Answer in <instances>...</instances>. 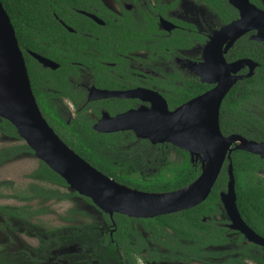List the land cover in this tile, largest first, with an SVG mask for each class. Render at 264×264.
<instances>
[{
	"label": "flooded vegetation",
	"instance_id": "obj_1",
	"mask_svg": "<svg viewBox=\"0 0 264 264\" xmlns=\"http://www.w3.org/2000/svg\"><path fill=\"white\" fill-rule=\"evenodd\" d=\"M33 1L39 2V8L41 7L36 10L37 15L49 17L58 25L47 23L31 25L25 29L27 31H20L18 36L15 34L24 60L29 58L31 63L33 75L32 78L28 75L30 84L37 83L39 91L50 97L52 101L48 100L49 105L61 115L66 125L79 119V121L84 120L85 124L100 134L122 133L123 136L118 138V143L114 147L117 151L112 156L113 162L119 166V174L123 172L132 175L131 169H135L138 164L144 165L138 155L130 157L131 152L134 147L137 149L140 146V140L152 142L147 138L137 137L129 129L102 132L97 131L94 126L103 117H113L141 107L148 108L151 107L152 102L146 96H141L143 94L103 96L102 92L155 91L166 100L168 108L173 110L188 100L213 89L220 77L239 76L240 78L233 82L220 103L219 126L222 132L220 115L223 104L230 98L231 92L237 100L243 97V81L258 77L262 66L261 60L264 61V42L252 38L255 31H248L231 43L229 41L232 37L214 40L221 29L240 18L239 9L229 0ZM249 2L264 10V0H249ZM211 43V49L207 50ZM217 50H220L227 67L242 59L251 60L254 66L250 68L246 64H240L234 70L227 71L221 60L217 65V58H209L210 55L214 56ZM35 54L56 62L57 68L63 64L66 66L63 80L69 91L74 94L75 102L71 97L63 94L53 98L52 95L58 94L59 90L48 86L47 79H37L40 76L39 73H45L44 70L57 68L44 66L34 56ZM207 61H214L215 64L211 62V66H205L208 64ZM228 72L230 74H227ZM247 74L249 76H246ZM186 86L193 95L184 102L171 105L169 95L177 97ZM250 110L253 114L252 119L258 120L252 122L253 127L261 125L264 128V100H258ZM237 119L240 118L229 113L228 120L234 122ZM241 120L240 125H243L245 120ZM84 127L85 125H77L82 136L87 134L82 129ZM63 128L68 130L66 127ZM130 134L134 137L131 138ZM222 134L228 136L238 133L224 134L222 132ZM82 140L95 156H103L106 140L88 136ZM255 141L261 142L264 138ZM254 155H256L257 168L248 176L249 181L253 183L254 189H264V156ZM124 163L126 165L122 167ZM227 166L228 160L225 159L221 170L224 168L227 172ZM221 191L218 192L219 202L212 203L209 211L201 214L200 219L210 223L209 233H213L212 235L222 242L203 247L205 254L199 258L153 259L150 252L158 249L159 253H166L169 248L175 246L176 242H171L172 245L168 248L159 241H151L148 237L152 235L142 227L138 221L139 218L132 217L134 218L132 222L141 231L150 249L143 248L138 254H134L136 264H251L252 262L264 264L260 261V258L264 261V246L253 242L243 230L232 226L229 213L220 201ZM86 203L100 212L102 222L94 216L93 218L97 223H101L100 234L108 233L112 241L114 228L111 226L114 224H108L104 220L101 210L93 202L91 204L86 201ZM22 204L19 203V205ZM236 204L242 220L255 234L264 238V219L259 220V217H254V222H248L246 217L252 216V213L239 206L237 202ZM83 210L86 211V209ZM13 221L17 228L14 230L6 228V230L16 241L14 248H36L40 242L39 237L27 231L20 220ZM167 230L174 236L169 228ZM19 234L30 236L38 241L33 245L29 244ZM1 235L2 241H6L5 235ZM161 239L165 242L164 236H161ZM178 239V242L182 243L193 241L184 237H178ZM176 246L180 245L176 244ZM80 251L81 247L73 243L59 250V255L65 258L68 254L80 253ZM119 256L124 258L121 252ZM91 259V255H87L82 257L79 263L84 264ZM47 261L49 258L42 264H53L52 261L51 263ZM59 261L62 264H70L69 258H61ZM91 261L92 264L98 263L95 259Z\"/></svg>",
	"mask_w": 264,
	"mask_h": 264
},
{
	"label": "trees",
	"instance_id": "obj_2",
	"mask_svg": "<svg viewBox=\"0 0 264 264\" xmlns=\"http://www.w3.org/2000/svg\"><path fill=\"white\" fill-rule=\"evenodd\" d=\"M1 2L10 17L17 36L20 31L27 29L31 25H46V23L48 25H58L55 21L52 22L51 18L40 17L35 13L36 10L41 9V7L39 8V2L33 0H1ZM25 63L28 75L32 78L33 72L29 58H27ZM261 65L258 77L243 81V97L237 100L235 96L231 95V92L230 98L223 104L220 125L224 134L238 133L247 139L254 140H262L264 138V128L261 125L253 127L252 122L258 120L252 119L253 114L250 110L258 100H264V61L262 60ZM65 68L66 66L63 64L55 70L46 69L44 70L45 73H39L40 76L37 79H47L48 86L59 90L58 94L52 95L53 98L63 94L71 97L75 102L74 94L69 91L66 87V82L63 80ZM37 85V83L32 82V91L42 115L55 133L92 166L114 178L119 183L142 191L167 192L182 188L199 176L201 172L200 162H192L186 150L167 142L152 144L148 140H140V146H136L137 149L134 147L136 150H132L130 157L138 155L142 159L143 164H146V160H149L152 164L147 166H152L150 173L146 175H128L122 172L119 174V166L113 162L112 156L117 151L114 147L118 143V138L123 136L122 133L100 134L85 124L84 120L79 121V119L66 125L61 115L49 105L48 100H51L50 97L39 91ZM191 92L186 86L177 97L172 94L169 95V103L177 105L184 102L193 95ZM229 113H233L236 118L240 119L234 122L228 120ZM241 119L245 120L243 125H240ZM77 125H85L82 129L87 134L84 136L80 135ZM63 127L68 128V130ZM0 133L4 136L21 140L20 143L0 148V165L20 154L33 153L29 146L19 137L14 126L2 117H0ZM130 135L131 138L134 137L132 134ZM87 136L106 140V148L102 152L103 156H95L84 144L82 138ZM231 161L235 177L236 202L246 211L252 213V216L246 217L248 222H254V217H259V220H263L264 205H259V203H264V189H254V185L249 181L248 177L257 168L256 155L241 149H235L231 153ZM125 165L126 163L122 167ZM30 178L33 181H30L24 190H17L7 195L0 193V197H12L17 201L26 203L22 205L0 204V264H42L48 258L49 261L47 262L51 263L52 261L53 264L55 262L62 264L59 261L61 258H69L70 264H82L79 262L82 261V257L87 255H91L93 260H98L97 264H136L134 254H138L143 248L150 250L141 231L132 222L134 218L120 213H114L110 217L107 213L101 211L104 220L108 224H114L111 226L114 228L111 237L112 241L108 233L100 234L99 227H101V223H97L93 217L90 218L91 216L87 211L78 208L72 207L66 215L62 216L67 224H44L40 216L47 213L48 208L43 206V203L32 208V206L27 204L28 202L32 200L46 202L51 199H70L73 196H80L91 204L92 201L74 190L67 192L55 187L54 185L67 186V183L41 160L38 167L30 174ZM227 181L228 174L226 169L223 168L209 196L199 205L179 213L159 215L149 219H138L142 227L152 235L148 237L151 241H159L168 248L172 245L171 242H176L177 245H180L177 247L175 244L166 253H159L158 249L153 250V252H150L153 259L176 260L177 258H182L190 260L199 258L205 254L203 247L212 243L222 242L213 236V233H209L210 223L201 221L200 218L201 214H206L209 211L212 203L219 202L218 192L226 189ZM42 183H50L51 186L45 187ZM12 185L9 181L0 182V189L12 187ZM249 203L251 204L248 206ZM77 215L88 217L90 221H82L79 224L71 223ZM13 220H20L27 231H31L39 237L40 242L36 248H14L16 241L12 234L6 230V228L11 230L17 228ZM168 228L174 233V236L168 232ZM1 234L5 235L6 241H2L3 236ZM161 236L165 237V242L162 241ZM178 237L193 239V241L178 242ZM73 243L81 247L80 253L68 254L65 258L59 255V250ZM120 252L124 258H120ZM91 260L84 264H92ZM260 261L264 263L261 258Z\"/></svg>",
	"mask_w": 264,
	"mask_h": 264
},
{
	"label": "water",
	"instance_id": "obj_3",
	"mask_svg": "<svg viewBox=\"0 0 264 264\" xmlns=\"http://www.w3.org/2000/svg\"><path fill=\"white\" fill-rule=\"evenodd\" d=\"M229 1L239 9L240 18L221 29L214 40L232 37L229 41L231 43L240 35L255 31L252 38L264 42V10L257 8L249 0ZM211 45L212 43L207 50L211 49ZM34 56L46 67L55 69L58 66L50 59L37 54ZM210 57L218 59L217 65L221 60L227 71L234 70L240 64H246L250 68L254 66L251 60L242 59L227 67L220 50ZM211 62L215 64L214 61H207L205 66H211ZM233 77L235 80L240 78ZM233 77H220L213 89L173 110L168 108L166 100L160 94L151 90L101 93L103 96L143 94L141 96H146L152 105L113 117H103L94 126L97 131L129 129L137 137L147 138L152 143L167 142L186 150L192 162H200L199 176L182 188L167 192L138 190L119 183L92 166L48 124L33 94L14 27L0 0V117L14 126L19 137L33 153L72 190L89 198L110 217L116 212L136 218H153L194 207L206 200L224 160L227 159L228 181L226 190L220 193V201L229 213L232 226L243 230L250 240L264 246V238L255 234L238 212L231 161V152L235 149L264 156V141L250 140L239 134L225 136L219 126L220 103L235 81L231 80Z\"/></svg>",
	"mask_w": 264,
	"mask_h": 264
},
{
	"label": "rangeland",
	"instance_id": "obj_4",
	"mask_svg": "<svg viewBox=\"0 0 264 264\" xmlns=\"http://www.w3.org/2000/svg\"><path fill=\"white\" fill-rule=\"evenodd\" d=\"M21 140L18 138H11L8 136H4L0 134V148L20 143ZM201 157V154L198 155ZM141 159V158H140ZM40 163V159L34 153H23L12 159L6 160L4 163L0 165V182L9 181L13 185L12 187H4L0 189V193L3 194H12L17 190H24L30 181L33 179L30 178V174L38 167ZM151 162L146 160V164H138L135 169H131L132 175H146L150 173L152 166L147 167ZM152 165V164H151ZM136 169H141L137 171ZM135 170V171H134ZM43 186H51L50 183H42ZM55 187L60 188L63 191L72 192L73 190L67 186L54 185ZM23 202H18L12 197H0V204H9V205H19ZM30 206L37 207L41 203L43 206L48 208V213L43 216H40V219L47 225H64L67 222L62 218L63 215L68 213V210L72 207L78 209H86V211L90 214V218L93 216L98 221L102 222L100 212L93 206L86 203L85 200L80 198L79 196H73L70 199H62V200H48L46 202H41L40 200H32L28 202ZM82 221H90L88 217L75 216L74 222L81 223ZM19 236L24 239L29 244L37 243V239L31 238L30 236H26L24 234H19ZM255 264V263H251Z\"/></svg>",
	"mask_w": 264,
	"mask_h": 264
},
{
	"label": "bare ground",
	"instance_id": "obj_5",
	"mask_svg": "<svg viewBox=\"0 0 264 264\" xmlns=\"http://www.w3.org/2000/svg\"><path fill=\"white\" fill-rule=\"evenodd\" d=\"M231 80H232V81H234V80H235V78L233 77V78H231Z\"/></svg>",
	"mask_w": 264,
	"mask_h": 264
}]
</instances>
